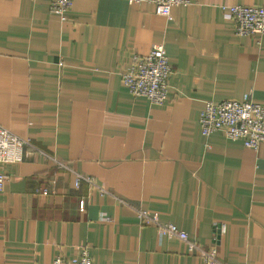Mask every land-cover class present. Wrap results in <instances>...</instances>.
I'll return each mask as SVG.
<instances>
[{"label":"crops","instance_id":"obj_1","mask_svg":"<svg viewBox=\"0 0 264 264\" xmlns=\"http://www.w3.org/2000/svg\"><path fill=\"white\" fill-rule=\"evenodd\" d=\"M189 1L164 17L147 2L73 0L61 21L50 0H0V126L106 190L75 188L29 149L0 163V264L71 261L82 248L97 264H205L134 209L226 264H264V143L205 137L198 124L208 101L264 107V34L237 35L222 9L264 0ZM153 44L172 68L161 105L122 81Z\"/></svg>","mask_w":264,"mask_h":264},{"label":"built area","instance_id":"obj_2","mask_svg":"<svg viewBox=\"0 0 264 264\" xmlns=\"http://www.w3.org/2000/svg\"><path fill=\"white\" fill-rule=\"evenodd\" d=\"M129 4L147 2L154 6L157 15L167 17L171 9L178 5H187L189 0H125ZM73 0H50V12L58 15L61 21L67 20V12ZM230 12L234 23L235 33L239 36L264 34V7L231 5L222 6ZM172 74V68L165 54L164 46L153 44L144 56H134L132 64L122 74V81L129 93L135 97H145L155 105L163 104L167 99V80ZM201 134L205 137L213 132L221 131L226 138L238 140L246 148L256 150L264 143V107L252 100L238 102L224 100L220 102L208 101L205 103L198 120ZM32 150L52 161L58 169L70 172L74 176V187L79 188L82 183L96 189L100 194L106 190L96 183L94 178L85 176L67 163L42 152L35 147L28 138H22L10 130L0 126V163L18 164L22 161L26 150ZM7 174L0 171V190L7 180ZM47 192L42 190V194ZM121 204L127 205L120 200ZM138 222L141 225L156 228L160 238L175 239L181 242L188 254L202 259L205 264H226L219 259L214 246H202L188 237V234L171 223L162 222L156 214L147 210L134 209ZM224 232V226L219 228ZM52 264H97L92 262L87 248H82L80 254L71 261L61 257L53 260Z\"/></svg>","mask_w":264,"mask_h":264}]
</instances>
